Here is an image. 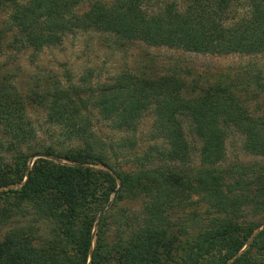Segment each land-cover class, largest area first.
Masks as SVG:
<instances>
[{
    "label": "trees",
    "instance_id": "1",
    "mask_svg": "<svg viewBox=\"0 0 264 264\" xmlns=\"http://www.w3.org/2000/svg\"><path fill=\"white\" fill-rule=\"evenodd\" d=\"M85 2L86 10L75 15ZM153 2L160 3L158 11L146 15L144 5ZM7 5L12 8L8 27L15 29L12 44L34 52L55 44L61 32L79 30L197 54L264 56V0H28L21 5L0 0V10ZM125 78L119 76L100 95L85 85L77 91L79 86L58 84L22 94L1 80L0 264H264V227L253 234L259 223L243 221L242 211L247 205L252 214L264 211V170L252 180L262 188L247 196L251 181L239 178L228 184L224 171L215 169L231 132L240 135L244 153L264 158V106L259 115H251L229 85L192 95L176 71L151 79ZM83 95L115 129L132 131L150 111L155 138L163 145L149 149L142 159L147 164L133 172L107 166L112 175L89 167L106 164L88 142L92 134ZM33 103L63 136L84 145L56 150L34 144L27 118ZM193 154L200 165L196 170L189 166ZM116 180L119 188L109 204ZM191 196L205 203L206 217L196 226L190 219L171 230L178 221L170 222L166 210L183 206ZM125 197L146 203L132 215L117 213L115 204ZM103 206L108 209L91 235ZM116 217L121 231L106 245L104 233ZM188 229L193 240L182 245L178 237Z\"/></svg>",
    "mask_w": 264,
    "mask_h": 264
},
{
    "label": "rangeland",
    "instance_id": "2",
    "mask_svg": "<svg viewBox=\"0 0 264 264\" xmlns=\"http://www.w3.org/2000/svg\"><path fill=\"white\" fill-rule=\"evenodd\" d=\"M13 1L18 5L28 2V0ZM97 1L107 4L109 0ZM85 5L86 2L74 9V14L79 15L84 12ZM176 5L181 6L179 2H176ZM159 7L160 3L158 2L145 4V14H153L158 11ZM11 10L12 8L8 5L0 10V30L4 32L0 40V82L5 80L14 84L22 94L39 88H52L58 84L64 87L79 86L77 91H82L81 86L85 85V88H90L94 95H100V90L112 88L119 76L123 77L125 81H128L125 76L151 79L168 71H176L180 78L184 79L187 92L192 95H197V89H205L212 85H229L233 91L237 92L241 101L245 102L251 115L256 116L262 112L261 108L264 106V56L262 55L197 54L164 46L152 47L140 41L123 43L111 34L79 30L61 32L55 44H49V46L34 52L30 47L21 49L12 44L15 29L10 30L8 27ZM83 99L88 102L85 114L90 116L89 124L92 136L88 137V142L95 153L104 157L106 164H88L89 167L109 170L112 175H114L113 172H133L140 164H147L142 159L149 149L160 148L163 145L155 138L150 111L142 113L143 115L137 119L132 131H126L123 127L115 129L111 122L102 119L100 108L91 103L86 95H83ZM27 118L35 134V140H32L34 144L37 142L43 147L51 146L56 150L84 145V142L78 138L67 139L63 136L62 129L52 125L46 118L45 110L37 107L34 103L27 110ZM240 138V135L235 132L229 133L224 142V158L216 165L215 169L224 171L228 184H233L239 178L245 182L251 181L246 186V195L251 196L254 190L262 188V185L252 180L257 176L259 169L264 170V158L244 153ZM191 144L196 146V142ZM39 157L42 156H35V158ZM49 159L73 166L52 157ZM31 161L28 162L27 169L31 166ZM159 163L156 161V164ZM189 164L195 170L200 166L196 154L191 156ZM116 183V190L109 199V204L113 201L119 188L117 180ZM144 202L146 203L142 198L128 201L125 197L115 204L114 210L117 213L132 215L142 210ZM106 209L108 207L103 206L97 214L91 235L95 232L98 218ZM242 211L245 214L243 221L259 223L253 234L264 227V211L252 214L249 205L243 206ZM166 212L168 213L166 215L171 218L170 222L178 221L171 228L176 231L178 225L183 226L187 220L194 219L195 226L200 223L198 220H203L206 217V206L200 197L191 196L184 201L183 206L180 204L179 207L166 210ZM115 221L116 223L107 226V231L104 233L106 245L110 244L121 231L122 227L119 225L118 217L115 218ZM3 232L4 230H0V237ZM184 232H186V236L182 238L177 236L182 245L189 244L194 237L193 232H190L189 229L181 233ZM171 233L173 234V232ZM93 242L94 238L91 248ZM69 248L67 247L66 251L67 255L69 254L71 257L72 252ZM254 256L257 261L259 258Z\"/></svg>",
    "mask_w": 264,
    "mask_h": 264
},
{
    "label": "water",
    "instance_id": "3",
    "mask_svg": "<svg viewBox=\"0 0 264 264\" xmlns=\"http://www.w3.org/2000/svg\"><path fill=\"white\" fill-rule=\"evenodd\" d=\"M45 158H48L49 159V157H45ZM0 190H2V189H0ZM99 219V218H98ZM229 262H230V260H229Z\"/></svg>",
    "mask_w": 264,
    "mask_h": 264
}]
</instances>
